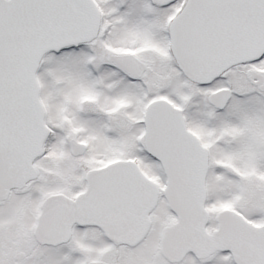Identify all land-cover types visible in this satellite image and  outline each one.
Here are the masks:
<instances>
[{
  "label": "snow or ice",
  "instance_id": "6c2138e0",
  "mask_svg": "<svg viewBox=\"0 0 264 264\" xmlns=\"http://www.w3.org/2000/svg\"><path fill=\"white\" fill-rule=\"evenodd\" d=\"M0 264H264V0H0Z\"/></svg>",
  "mask_w": 264,
  "mask_h": 264
}]
</instances>
